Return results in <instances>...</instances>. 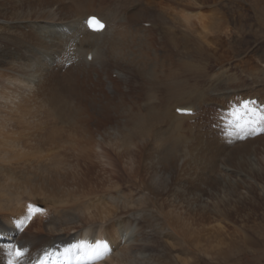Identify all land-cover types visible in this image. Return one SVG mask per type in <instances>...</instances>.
<instances>
[{"label": "bare ground", "instance_id": "obj_1", "mask_svg": "<svg viewBox=\"0 0 264 264\" xmlns=\"http://www.w3.org/2000/svg\"><path fill=\"white\" fill-rule=\"evenodd\" d=\"M105 2L107 13L103 8L91 13ZM119 6L120 11L132 12L125 19L128 23L117 17ZM145 6L150 9L145 11ZM154 8L168 16L171 25L164 22L159 33L174 53L178 44L183 42L186 47L181 38L186 32L193 33L194 20L206 28L205 15L193 16L191 9L176 0H0V264H37L45 252L51 254L48 264H155L156 253L147 248L156 244V239L142 231L141 217L131 215L143 211L145 198L165 223L168 232L164 237L176 241L175 248L167 246L168 251L185 252L188 248L217 258L224 257L219 248L223 244L247 246L254 241L236 229L225 240L222 227L215 225L209 227L213 235L208 238L205 226L190 232L196 208L206 218L207 202L214 200L211 209L215 215L231 217L229 209L224 214L222 203L241 196L242 191L251 192L244 180L256 183L258 178L264 179L259 161L264 155V138L229 147L199 127L208 139L202 147L198 143L187 149L190 141L184 132H195L194 124L203 125L208 118L199 114L198 108L178 105L180 96L189 93L180 90L170 75L159 80L157 69L171 65L172 52L156 56L157 42L145 36L152 30L137 27L142 13L149 14ZM93 15L106 23L101 33L91 32L85 25L86 18ZM126 23L131 29L124 27ZM89 53L93 57L90 62ZM80 65L85 70L79 74L93 73L87 79L91 96L96 100L105 97L104 109L112 106L108 115L113 112L122 122L115 123L109 134L106 131L93 138L94 131L85 127L86 122L93 126L97 119L89 120L92 115L86 114L83 103L80 107L75 98L83 94L76 85ZM110 68H116L112 73L118 74L120 84L107 79L105 73ZM187 68L199 73L201 66L191 63ZM147 88L154 94L145 96L140 109L135 97H144ZM131 89L137 95H132ZM176 109H193L195 113L183 115ZM82 114L88 119L84 123ZM198 116L204 121L198 122ZM127 122L132 128L127 124L124 129L129 133L124 134ZM57 124L65 130H82L87 140L80 143V149L66 153L54 130ZM161 125L164 130L157 128ZM134 137L135 144L130 141ZM147 144L150 147L144 154ZM225 155L230 169L221 167ZM121 174L132 184L128 189H123ZM235 174L243 178L235 180ZM260 192L264 197V189ZM35 199L43 201V208L38 207L39 213L34 210L29 224L27 209L37 207ZM129 213L134 220L126 217ZM246 227V232L257 228ZM97 241L106 251L89 261L78 246ZM16 246L24 253L20 259L14 253Z\"/></svg>", "mask_w": 264, "mask_h": 264}, {"label": "rangeland", "instance_id": "obj_2", "mask_svg": "<svg viewBox=\"0 0 264 264\" xmlns=\"http://www.w3.org/2000/svg\"><path fill=\"white\" fill-rule=\"evenodd\" d=\"M176 1L181 3L184 8L191 9L190 12H192L193 16L196 15V17H198L203 14L206 17L205 19H207V22H204L206 27L204 28L203 26L204 29L200 22H198L199 20H194L195 23L193 22L194 26L192 27V30L194 29L192 31L193 33L186 32L185 36L181 38L185 39V48L182 42L177 45L178 48L175 50V53L172 52L174 49L169 47L163 36L159 33L161 29L165 28V25H163L164 22L171 25L168 16L160 9L154 8L152 11L150 10L151 14L150 12L149 14L142 13L143 18L139 20L140 22L137 23V27L152 30L150 33L147 32L145 36L147 38L150 36L154 38L153 40L151 39L152 42L154 40L155 43L157 42L153 50L156 56H164L168 51L172 52L171 65H164L165 67L158 68L157 74L160 81L164 80L167 75H170L171 79L176 82L180 90L189 93L188 96H180L178 105H189L198 108V113L204 116V118H208V121L203 122V125L194 122L197 129L194 128L192 131L195 132H184V137L190 141L188 148L187 145L186 148L189 149L190 145L196 146L198 143H200L202 147L203 143L210 136H214L217 138L216 140L227 142L230 144L228 145L229 147L242 145V143L248 140L264 138V136H262L264 135V125L258 127L255 132H240L239 134L236 127L230 124L231 117L228 116L231 110L234 108H241L244 104H248L249 108L254 109L260 114H264V0H202L205 5L201 0H198L200 4L196 3L197 0ZM192 1H195V5L191 4ZM106 3L107 2L103 3L100 8L95 6L91 13H95V9L102 8V11L107 13V8L109 7L106 6ZM172 4L173 3H169L170 6H172ZM209 4L211 5L209 6ZM200 5L203 6L201 7ZM145 8V11L150 9L148 6H145ZM127 10L128 9L124 12V9H121L120 11L119 6L116 10V15L119 18H123L124 22L128 23L125 19H129L132 12ZM85 12H87L86 9ZM127 23L124 24V27L129 30L131 28ZM152 24H160L161 27L158 28V26L153 25L152 28ZM182 35H184V33ZM176 41H179V37H176ZM124 50L122 49V51ZM144 52L149 53L150 51ZM164 62L166 63L167 61L165 60ZM191 63L201 66L199 73L191 72V70L187 68V66H191ZM85 67L87 66L85 65ZM202 69H204V71ZM83 70H85L83 66H78V83H76V85L78 84L77 86L81 88L83 94L81 93L80 97L76 94L75 98L77 99L76 101H80V104L83 103L84 108L87 109L84 110V112L90 116L92 115V118L89 120L93 118L97 119L93 126H88V121L85 127L91 132L94 131L95 134H92L93 138L94 136L103 135L106 131L107 134H109V129L113 128L115 123L121 124L122 122L119 120V117L113 115V112L110 116L108 115L112 111V106L107 105L104 109L105 97L96 100L91 96L90 92L92 87L87 83V79L92 77L93 73L88 72V75L83 76L79 74L82 73ZM115 70L116 68H110L105 74L107 79L118 82V74L112 73ZM105 81V77H102L101 83L104 84ZM131 81H133V79ZM118 83L120 84V81ZM135 83L136 82H133L132 84L135 85ZM158 87L161 88L162 86L160 85ZM102 88L103 86L101 89ZM131 91H133V95L136 90L131 89ZM144 93L145 95L144 97L142 96L143 98L141 96L135 97V101L139 102L140 109L143 108L142 101L145 100V96L147 94V96H149V94H154L151 93V90L148 88L145 89ZM135 95L137 94L135 93L134 96ZM128 100L130 102L129 98ZM135 101H133V109H136ZM81 106L82 104L80 107ZM192 110L193 109H191V111ZM199 110H202L201 112L204 115ZM123 116L126 118L127 114ZM72 117H75V115L72 114ZM199 118L200 116L196 117L198 122L204 121L202 118ZM81 120L84 123L88 120L87 116L82 114ZM191 120L189 121L190 123L192 122ZM102 121L106 122L105 126L102 124ZM130 123L131 122H127L125 126H123L122 131H124V134L129 133L127 132L128 128L124 129V127H128L127 124L129 125ZM162 126L165 125L158 126L157 128L164 130L165 128L162 129ZM199 127L206 134L209 131L208 137L201 132ZM96 128L101 129V131H95ZM129 128H132V124L129 125ZM54 130L55 132L58 131V135H60L61 139L60 137L56 139L62 140L59 146L62 147V149L64 148L63 150H66V153L76 150L81 146L80 143L83 144V142L87 140V137L85 138V133L81 132L82 130L78 128L76 130L69 127L65 130V128H61L60 124H57ZM59 131H61V133H59ZM199 133H202L203 137ZM138 135L137 131H135L136 138ZM230 135H232V139L234 140L231 139ZM251 135H255V137L250 139ZM136 138H131L130 141L134 140L132 142L135 144ZM127 141L129 142V138ZM149 147L148 144L144 147V154L148 152ZM259 157L261 158V160H259L260 166H262L261 169H263L264 172V155L262 154ZM227 160L228 157L225 155V157H222L220 164L221 167L227 169L229 167L230 169ZM97 163L100 165V162ZM33 172L38 176L37 171ZM235 175H233L234 177L231 176L234 179L236 178L235 180H239L240 177H242L240 176L241 174ZM121 177L124 190L128 189V186H132V184L128 182L129 180L126 176L121 174L120 178ZM123 177L125 179H123ZM259 179L260 178H258L256 183L249 179L244 180L247 187L251 189L250 193L252 194H246L245 191H242L241 196L229 198L230 201L222 203L224 206L222 208L224 214H226L229 209L228 212H231V217L227 218V216L222 213H218L219 216L215 215L214 211L211 209L214 200H209L205 209V217H207L204 218V213L201 211L199 212V208H196L193 219L190 220V232L194 230V233H196V231L202 229L204 226L208 228L207 232L204 233L206 234V238L209 237V234L213 235V232L209 229L211 226L215 225L222 227V238L225 240L230 238L234 229L239 230V235L246 234L254 240L247 246H244L242 243H239L238 246L235 247H230L227 244L221 245L219 248L224 252V257L213 258L210 254H197L184 245L183 246L187 249H185L186 253L177 250L168 251L167 246L173 244L175 248L174 242L176 241L164 237L168 232L165 223L162 217L157 214L150 199L145 198V203L142 206L143 211L140 210L138 215L137 213L131 215L134 217H141L144 221L142 231L150 233L151 235L153 234V240L156 239V241L154 240L156 244H153V246L149 245L147 248L149 251L153 249L156 253L155 264H264V197L260 192L264 189V179ZM41 180H43V178ZM219 190H223L221 186ZM135 195L138 194L135 193ZM35 201L38 203L36 208L40 206L42 209L43 205L41 204L43 201L40 199H35ZM176 214L179 213L177 212ZM131 215L129 213L126 217H129L130 220H134ZM33 220V218L29 219L28 223L30 224ZM206 223H209V225ZM244 226H247L246 228H257L256 230L253 229L250 230V232H246V229H243ZM127 232H129V230Z\"/></svg>", "mask_w": 264, "mask_h": 264}, {"label": "snow or ice", "instance_id": "obj_3", "mask_svg": "<svg viewBox=\"0 0 264 264\" xmlns=\"http://www.w3.org/2000/svg\"><path fill=\"white\" fill-rule=\"evenodd\" d=\"M90 30L92 31H102L104 24L101 20L96 17H89L86 21ZM88 60H92V56L87 57ZM183 115H190L191 112L188 109H177ZM228 116L231 117L230 124L234 125L236 129L241 133H252L257 130L258 127L264 125V114H260L252 108H249L248 104H244L241 108H234L228 113ZM39 213L41 209H34L33 206H29L27 209V219H31L33 212ZM80 249L85 251V255L88 257L89 261L94 258L103 256L106 251L105 245L97 241L94 245H80ZM24 255L23 252L17 250L16 256L17 259L22 258ZM51 259V254L45 252L44 258L40 259L37 264H48V260Z\"/></svg>", "mask_w": 264, "mask_h": 264}]
</instances>
